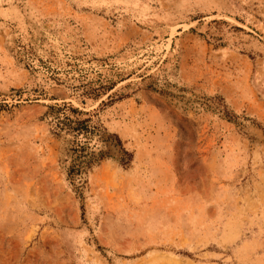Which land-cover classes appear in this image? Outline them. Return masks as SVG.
Segmentation results:
<instances>
[{
  "label": "rangeland",
  "instance_id": "1",
  "mask_svg": "<svg viewBox=\"0 0 264 264\" xmlns=\"http://www.w3.org/2000/svg\"><path fill=\"white\" fill-rule=\"evenodd\" d=\"M0 264H264V0H0Z\"/></svg>",
  "mask_w": 264,
  "mask_h": 264
}]
</instances>
